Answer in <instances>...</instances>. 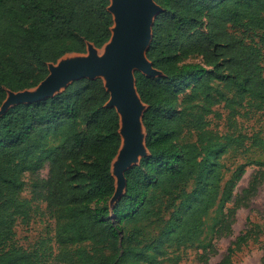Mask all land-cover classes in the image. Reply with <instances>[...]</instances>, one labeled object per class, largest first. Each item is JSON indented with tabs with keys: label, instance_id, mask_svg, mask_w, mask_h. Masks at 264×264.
Here are the masks:
<instances>
[{
	"label": "trees",
	"instance_id": "1",
	"mask_svg": "<svg viewBox=\"0 0 264 264\" xmlns=\"http://www.w3.org/2000/svg\"><path fill=\"white\" fill-rule=\"evenodd\" d=\"M155 1L162 9L146 55L161 74L135 71L147 105L149 153L125 170V191L111 207L112 162L122 137L120 115L107 104L110 93L101 77L73 80L51 96L16 103L0 114V264H43L39 253L10 243L17 218L29 217L30 200L19 196L26 172L34 177V198L62 212L59 253L74 264L178 262L177 250L202 236L211 209L233 202L215 226L218 237L230 235L245 203L241 197L257 192L264 170L238 197L234 189L245 166L223 181L221 159L245 141L262 146L259 134L206 132L205 116H220L214 108L220 103L231 115L247 105L264 108V0ZM110 3L0 0V107L9 90L38 85L49 63L65 53L86 52L89 42L103 46L113 32ZM190 115L195 140L183 138ZM152 221L159 227L147 234L145 223ZM262 233V225L248 216L215 264H233V256ZM217 251L215 243L205 245L202 264H210Z\"/></svg>",
	"mask_w": 264,
	"mask_h": 264
},
{
	"label": "rangeland",
	"instance_id": "2",
	"mask_svg": "<svg viewBox=\"0 0 264 264\" xmlns=\"http://www.w3.org/2000/svg\"><path fill=\"white\" fill-rule=\"evenodd\" d=\"M103 49L104 46L98 48L101 53ZM87 50L83 54H86ZM68 53L78 52L71 51ZM59 59L56 62H50L49 67L53 63H58ZM192 60L196 61L198 59L194 58ZM214 108L220 113V116H216L214 113L205 116L210 121L205 127L206 132L233 135L258 133L263 142V145L259 147L245 141L242 145L229 148L223 154L221 159L224 167L223 181L230 177L238 165L243 164L245 166V171L234 189L236 196L241 197L244 189L249 186L251 179L260 170H264V108L258 109L247 105L239 107V111L234 115H231L230 110L224 103H220ZM191 120L192 115L189 116V125L183 137L186 140H195L198 136V130ZM40 173L42 176H46L48 168H43ZM23 177L26 179L27 184L19 192V196L30 200L29 217L24 219L19 216L17 218L14 226L15 235L10 243L22 245L32 252L39 253L43 264H74V259L63 260L59 253L60 244L56 239V226L62 218V212L55 211L48 207L45 202L35 199L32 193L34 177L29 172L24 173ZM115 197L111 196L109 198L110 207L113 205ZM241 198L245 203L237 210L236 219L232 225V234L218 237L215 232V226L219 218L227 211L228 206L233 205V202L230 201L225 204V207H214L205 215V228L202 236L193 243L183 244L179 247L177 252L181 253L182 258L178 262H164L163 264H202L199 254L202 252L203 247L209 243H215L218 249L210 258V264H215L221 259L230 242L246 227L248 216L253 222L261 224L264 229V178L255 194L249 198L244 196ZM158 227L157 222L145 223L147 234H153ZM263 256L264 233L260 234V241L250 240L241 251L237 252L233 256V264H264Z\"/></svg>",
	"mask_w": 264,
	"mask_h": 264
},
{
	"label": "water",
	"instance_id": "3",
	"mask_svg": "<svg viewBox=\"0 0 264 264\" xmlns=\"http://www.w3.org/2000/svg\"><path fill=\"white\" fill-rule=\"evenodd\" d=\"M109 9L113 13L115 28L112 27V36L103 45L106 47V53H99V47L89 42L87 46V51L91 49L89 56L65 67H58L57 63H53L49 67V74L38 85L18 91L9 90L0 107L2 110L0 114L16 103L51 96L63 90L73 80L82 77H101L110 93L107 104L114 106L120 115L122 142L112 162V171L116 179V190L112 196H116V201L126 188L125 170L149 153L144 126L147 150L138 159L135 157L141 150L142 134L139 119L141 115L144 125L143 114L147 107L137 91L135 71L140 70L154 76L161 74L148 59L146 50L152 39L154 18L162 8L155 0H111ZM140 102L143 103L141 114Z\"/></svg>",
	"mask_w": 264,
	"mask_h": 264
},
{
	"label": "bare ground",
	"instance_id": "4",
	"mask_svg": "<svg viewBox=\"0 0 264 264\" xmlns=\"http://www.w3.org/2000/svg\"><path fill=\"white\" fill-rule=\"evenodd\" d=\"M114 28H115V25L113 26V29ZM90 50L88 51L87 54H82V53H68V54L64 55L63 57H61L56 65L58 67H65L67 65H70V64H73L75 62H78L83 57L89 56L90 53H91ZM99 53H101V52L99 51ZM104 53H106V47H104L103 52L101 54H104ZM104 77H105V79L107 78L105 75H104ZM132 92L136 95V93H135L134 90ZM132 92H131V94H133ZM142 109H143V103L140 102V106H139L140 113L139 114H141ZM139 125H140V131H141V134H142V138H141V150L135 155L136 159H138L141 156V154L144 151L147 150L146 149V145H145V129H144V125L142 124V121H141V115H140V119H139ZM125 142H126V138H124L123 143H125Z\"/></svg>",
	"mask_w": 264,
	"mask_h": 264
}]
</instances>
